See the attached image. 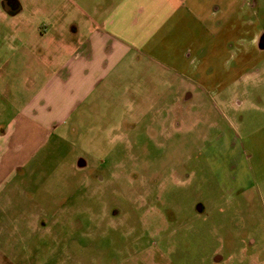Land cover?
Wrapping results in <instances>:
<instances>
[{"label": "rangeland", "instance_id": "rangeland-1", "mask_svg": "<svg viewBox=\"0 0 264 264\" xmlns=\"http://www.w3.org/2000/svg\"><path fill=\"white\" fill-rule=\"evenodd\" d=\"M6 1L2 122L18 109L8 91L31 101L101 14L96 0ZM213 4L202 60L144 83L125 66L67 106L0 189V264H264V0Z\"/></svg>", "mask_w": 264, "mask_h": 264}, {"label": "crops", "instance_id": "crops-1", "mask_svg": "<svg viewBox=\"0 0 264 264\" xmlns=\"http://www.w3.org/2000/svg\"><path fill=\"white\" fill-rule=\"evenodd\" d=\"M214 1L96 0L94 8L101 14L97 19L85 14L91 28L88 35L80 37L82 41L45 77L31 101L17 99L3 72L1 82L18 109L5 122L0 121V189L6 187L15 170L48 145L58 124L69 115L67 106L86 99L111 74L119 82L125 66L136 67L137 82L144 83L147 73L159 68L164 75H180L193 53L199 55L198 62L202 60L197 42L203 34L209 38L221 24ZM39 91L40 96H36ZM39 97L44 101L39 102Z\"/></svg>", "mask_w": 264, "mask_h": 264}, {"label": "flooded vegetation", "instance_id": "flooded-vegetation-1", "mask_svg": "<svg viewBox=\"0 0 264 264\" xmlns=\"http://www.w3.org/2000/svg\"><path fill=\"white\" fill-rule=\"evenodd\" d=\"M3 9H6V12H8V13H11V15L14 13L13 11H12V9L8 6V2L6 1V0H4V2H3ZM16 12H18L17 10H15ZM19 12H20V10H19ZM259 39H260V37H259ZM264 41V40H263ZM264 45V42H260V41H258V44H257V46H258V48L260 47V45Z\"/></svg>", "mask_w": 264, "mask_h": 264}]
</instances>
